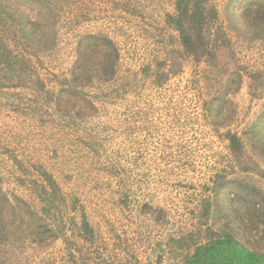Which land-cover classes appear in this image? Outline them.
<instances>
[{"label":"rangeland","instance_id":"374dc122","mask_svg":"<svg viewBox=\"0 0 264 264\" xmlns=\"http://www.w3.org/2000/svg\"><path fill=\"white\" fill-rule=\"evenodd\" d=\"M176 2L0 0L35 31L28 40L19 15L0 12L17 63L0 65V207L6 195L16 212L0 217V264H91L89 244L118 228L123 210L140 211L147 231L190 200L206 227L178 239V262L206 233L264 254V0H203L202 57L181 45ZM201 105L217 133L239 139L208 194L186 191L178 161L126 175L127 143L138 153L156 139L163 152Z\"/></svg>","mask_w":264,"mask_h":264},{"label":"built area","instance_id":"2783aa9c","mask_svg":"<svg viewBox=\"0 0 264 264\" xmlns=\"http://www.w3.org/2000/svg\"><path fill=\"white\" fill-rule=\"evenodd\" d=\"M196 111V118L194 116L183 122L187 132L182 140L164 143L163 152H160L161 145L156 139L149 145L141 143L137 159L140 162H155L153 174H160L158 164L162 159L180 162V173L192 178L186 191L206 195L215 177L226 172L229 165H232L233 156L230 140L217 133L209 124L203 106H197ZM171 166L174 164L168 165ZM197 205L198 202L192 200L180 204L176 217L168 216L165 221L153 223L147 231L142 218L135 216V211L123 210L118 228L106 226L104 238L89 244L91 264H172L165 243L191 235L201 236V231L206 227L199 221L195 211ZM158 244L163 246V253L156 249Z\"/></svg>","mask_w":264,"mask_h":264},{"label":"trees","instance_id":"16d2710c","mask_svg":"<svg viewBox=\"0 0 264 264\" xmlns=\"http://www.w3.org/2000/svg\"><path fill=\"white\" fill-rule=\"evenodd\" d=\"M1 5L0 12L7 19L14 21V18L17 17L16 14L19 15L17 23L20 33H22L28 40L33 41L35 31L27 27V15L23 11L20 13H12L9 10L10 6L8 7L6 4L3 6ZM190 8L191 13L189 14L188 12ZM203 11V0H177V14L176 17L171 20L175 31L179 34V39L184 51L188 54L198 55L200 57L206 54L207 45L205 46L203 41L204 36L209 34V31L207 32L206 30L205 21L207 18L204 16ZM3 23L4 21L0 19V24ZM3 33L9 32L4 31ZM36 44L37 46L35 49H45L46 44L44 41L38 40L36 41ZM23 51L24 50H22V52ZM12 54L13 49L9 46V44H7L6 39L3 40L1 38L0 65H5L8 69L15 66L17 63L11 62ZM227 138L230 140L232 150H235L239 139L236 136L229 134L227 135ZM47 182L50 188L55 191V183L52 179L47 178ZM5 196L6 195H1L4 207H0V217L3 215L7 218H12L11 213L15 214L16 212L12 208V205L9 204V202H11L9 198H6ZM4 225H7V223H2L0 220V234L4 231ZM205 238L207 239V244L195 248L193 254L182 264H264V254H257L245 249L241 244L227 234L213 236L212 234L206 233Z\"/></svg>","mask_w":264,"mask_h":264},{"label":"crops","instance_id":"0c3cea01","mask_svg":"<svg viewBox=\"0 0 264 264\" xmlns=\"http://www.w3.org/2000/svg\"><path fill=\"white\" fill-rule=\"evenodd\" d=\"M125 153L124 156H125V166H126V169H125V173L126 175H129V174H133V173H137V172H141V169H138L139 165L141 162L140 161H137V153H132L131 150L129 149V145L128 143L126 144V149H125ZM143 171V170H142ZM128 177V176H127ZM155 187V190L154 191H157V187ZM126 188L128 189L129 188V185L126 186ZM153 191V192H154ZM135 216L137 218H141V212L140 211H136L135 210ZM182 239H196V236L194 235H191V236H188V237H185V238H182ZM178 239H174V240H168L166 243H165V248L167 249V252H168V255L170 256V258L172 259V264H177V263H180L178 262V259H176V253L177 252V246H178ZM175 247V248H174ZM156 249L163 253L165 250L163 249V246L161 244H158ZM181 264V263H180Z\"/></svg>","mask_w":264,"mask_h":264}]
</instances>
